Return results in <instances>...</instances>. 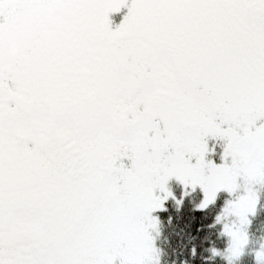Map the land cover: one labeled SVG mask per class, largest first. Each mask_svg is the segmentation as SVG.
<instances>
[{
	"label": "snow or ice",
	"instance_id": "1",
	"mask_svg": "<svg viewBox=\"0 0 264 264\" xmlns=\"http://www.w3.org/2000/svg\"><path fill=\"white\" fill-rule=\"evenodd\" d=\"M186 202L264 264V0H0V264H177Z\"/></svg>",
	"mask_w": 264,
	"mask_h": 264
},
{
	"label": "trees",
	"instance_id": "2",
	"mask_svg": "<svg viewBox=\"0 0 264 264\" xmlns=\"http://www.w3.org/2000/svg\"><path fill=\"white\" fill-rule=\"evenodd\" d=\"M193 204L185 203L184 208L179 213L170 211L168 215L172 217L171 224H167V216H165V239L161 241L162 247L169 253L172 260L179 264V260L186 255L185 246L187 244L189 234L194 231L200 221L199 213L193 214L191 208ZM264 229V217H258L252 224L251 242L258 239L260 233ZM209 240H215V234L209 235ZM250 242V243H251ZM250 253V252H249ZM244 264H251V255L245 258Z\"/></svg>",
	"mask_w": 264,
	"mask_h": 264
},
{
	"label": "rangeland",
	"instance_id": "3",
	"mask_svg": "<svg viewBox=\"0 0 264 264\" xmlns=\"http://www.w3.org/2000/svg\"><path fill=\"white\" fill-rule=\"evenodd\" d=\"M251 242V240H250ZM261 244H264V229L260 233V236L258 239H254L253 243L251 242L249 244V252L252 253L254 250H256Z\"/></svg>",
	"mask_w": 264,
	"mask_h": 264
}]
</instances>
